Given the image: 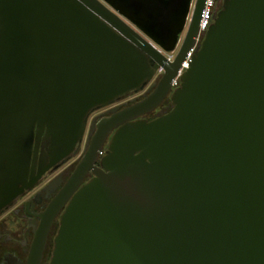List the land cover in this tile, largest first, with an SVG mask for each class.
<instances>
[{
    "label": "water",
    "instance_id": "water-1",
    "mask_svg": "<svg viewBox=\"0 0 264 264\" xmlns=\"http://www.w3.org/2000/svg\"><path fill=\"white\" fill-rule=\"evenodd\" d=\"M173 1L0 0V207L22 192L35 141L37 151L50 136L62 159L93 108L165 70L145 100L104 114L113 115L87 165L43 217L32 262L48 221L72 198L51 264H264V0L224 1L174 91L204 6L199 13L197 0L170 63L155 45L175 50L191 4L177 0L173 11ZM170 94L169 113L141 119Z\"/></svg>",
    "mask_w": 264,
    "mask_h": 264
},
{
    "label": "flooded vegetation",
    "instance_id": "flooded-vegetation-1",
    "mask_svg": "<svg viewBox=\"0 0 264 264\" xmlns=\"http://www.w3.org/2000/svg\"><path fill=\"white\" fill-rule=\"evenodd\" d=\"M197 3V1H196ZM195 3V4H196ZM195 7V6H194ZM223 4L219 0L216 4V15L222 10ZM214 21V20H213ZM158 84V83H155ZM152 84L142 97H137L134 92L127 95L126 101L119 102L106 108L95 107L87 117L89 122L83 141L81 140L65 157L58 158L51 153L50 144L42 140L36 151V141L33 151L24 163L27 165L26 176L21 178L19 193L9 204L0 207V264H51L55 250V240L59 233L62 216L70 203V198L60 209L54 219L48 221L46 229V241L42 252L38 254L37 260L32 262L35 245L38 243L41 229L45 226L43 217H47L50 207L59 199L60 195L67 189L74 179V174L80 167L87 155L86 151L94 140L97 129L104 119L113 114H106L115 107L119 111L126 109L136 103L145 100L155 90ZM172 110L171 94L161 103L158 109L146 114L141 119L152 121L157 118L158 113H169ZM117 129L109 132L103 143L102 151L99 153L95 166L101 168V161L107 157L109 146ZM95 177L93 169L88 171L79 185L82 188ZM23 183L31 187H24ZM40 255V256H39Z\"/></svg>",
    "mask_w": 264,
    "mask_h": 264
},
{
    "label": "rangeland",
    "instance_id": "rangeland-1",
    "mask_svg": "<svg viewBox=\"0 0 264 264\" xmlns=\"http://www.w3.org/2000/svg\"><path fill=\"white\" fill-rule=\"evenodd\" d=\"M196 1L197 0H191V4H190V11H189V15H188V18H187V21H186V24H185V27H184V30H183V32L179 35V41H178V43H177V46H176V48H175V50H173V51H171V52H165V51H163L159 46H157V45H155L160 51H162L163 52V54H165V56L167 57V58H170V59H172V60H175V58H176V56H177V54H178V52H179V50H180V48H181V46H182V44H183V41H184V39H185V36H186V34H187V31H188V28H189V25H190V22H191V19H192V15H193V12H194V9H195V7L194 6H196ZM219 0H215V7H214V14H215V12L217 11V9H216V4H217V2H218ZM221 1V4H223L224 3V1L225 0H220ZM217 16V15H216ZM135 28V27H134ZM136 29V28H135ZM207 32V31H206ZM205 35H206V33H201L200 34V36H199V38H198V40L199 41H197V47H199L200 45H201V43H202V41H203V39H204V37H205ZM163 72H162V70H160V71H158L157 73H156V76L147 84V86L142 90V91H140V92H134L135 93V95H137V97H142L145 93H146V91L148 90V88L152 85V84H154L155 83V81L161 76V74H162ZM173 89V88H172ZM175 89H173V91H174ZM133 94V93H132ZM128 98H130V97H128V96H124V97H122L120 100H117L116 101V103L113 105V107L114 106H116L117 104H119V102L121 103V102H123V101H126ZM88 122H89V119H87V124H88ZM87 128V127H86ZM86 131V130H85ZM83 141V140H82Z\"/></svg>",
    "mask_w": 264,
    "mask_h": 264
},
{
    "label": "built area",
    "instance_id": "built-area-1",
    "mask_svg": "<svg viewBox=\"0 0 264 264\" xmlns=\"http://www.w3.org/2000/svg\"><path fill=\"white\" fill-rule=\"evenodd\" d=\"M214 7H215V0H207V4H206V6L202 12V16H201V29H202L203 33H206V31L209 29V27L213 23L214 15H215L214 14ZM197 48L198 47H197V43H196L195 47L191 50V52L188 53V57H187V60L185 61V64H183L179 75L174 80L173 89H177L181 85V77L184 74V72L189 68L188 66L191 63L193 54L195 53ZM168 59L170 60V58H168Z\"/></svg>",
    "mask_w": 264,
    "mask_h": 264
},
{
    "label": "bare ground",
    "instance_id": "bare-ground-1",
    "mask_svg": "<svg viewBox=\"0 0 264 264\" xmlns=\"http://www.w3.org/2000/svg\"><path fill=\"white\" fill-rule=\"evenodd\" d=\"M178 1H179V0H178ZM184 3H185V0H183V5H185ZM206 4H207V0H200V3H199V9H198V12H199V13L202 11L203 6H204V8H205ZM170 9L173 10V11H177L178 9L181 10V6H180V8L178 7V3H177V0H176V2L173 1V3H172V5H171ZM197 20H199V18H198ZM197 24L199 25V33H198V37H196V42L198 41V38H199V36H200V34H201V32H202V29H201V20H200V21H197V23H194V24L192 25V27H191V33H190V35H192V34L195 33ZM191 37H192V36H191ZM191 50H192V49H191ZM191 50H190V52H191ZM187 57H188V56H187ZM187 57H186L185 61L187 60ZM169 61H170V63H173V62H174V60H171V59H170ZM185 61L182 62V66H183V64H185ZM170 65H171V64H168L167 67L170 66ZM188 67H190V64H189ZM181 69H182V67H181ZM181 69L178 71V75H179ZM161 70H162V72L165 71L162 67H161ZM159 71H160V70H159ZM178 75H177V76H178ZM176 78H177V77H176ZM176 78H175V79H176ZM175 79H174V80H175ZM174 80H173L172 83H171L172 88H173ZM47 140H48V141H46V142H48V143L50 144V147H51V140H52V139L50 138V136H48ZM50 151H51V153H53L58 159H59L60 155L62 154L61 152H55V153H54V152L52 151V147H51V150H50ZM86 165H87V155L85 156V159H84V161L82 162V164L80 165L79 168L84 167V166H86ZM79 168H78V170H79ZM67 190H68V189H67ZM67 190H66V191H67ZM0 192H1V191H0ZM3 198H4V197H3L2 192H1V193H0V204L3 202ZM58 201H59V199H58L55 203H58ZM55 203H54V204H55Z\"/></svg>",
    "mask_w": 264,
    "mask_h": 264
},
{
    "label": "trees",
    "instance_id": "trees-1",
    "mask_svg": "<svg viewBox=\"0 0 264 264\" xmlns=\"http://www.w3.org/2000/svg\"><path fill=\"white\" fill-rule=\"evenodd\" d=\"M204 40V39H203Z\"/></svg>",
    "mask_w": 264,
    "mask_h": 264
}]
</instances>
